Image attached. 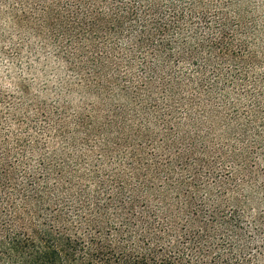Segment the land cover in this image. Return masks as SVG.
Here are the masks:
<instances>
[{
    "label": "trees",
    "instance_id": "16d2710c",
    "mask_svg": "<svg viewBox=\"0 0 264 264\" xmlns=\"http://www.w3.org/2000/svg\"><path fill=\"white\" fill-rule=\"evenodd\" d=\"M0 60V264H264V0H0Z\"/></svg>",
    "mask_w": 264,
    "mask_h": 264
},
{
    "label": "rangeland",
    "instance_id": "374dc122",
    "mask_svg": "<svg viewBox=\"0 0 264 264\" xmlns=\"http://www.w3.org/2000/svg\"><path fill=\"white\" fill-rule=\"evenodd\" d=\"M5 71H6V68H5V62H4V61L1 62V60H0V80H3V79H1V78H2V76L5 75ZM0 83H1L2 85H6V84H7V82H4V80H3V81H0Z\"/></svg>",
    "mask_w": 264,
    "mask_h": 264
}]
</instances>
